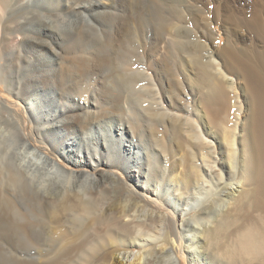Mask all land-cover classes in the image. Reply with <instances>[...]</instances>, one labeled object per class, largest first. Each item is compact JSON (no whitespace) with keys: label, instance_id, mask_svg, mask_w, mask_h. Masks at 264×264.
Instances as JSON below:
<instances>
[{"label":"bare ground","instance_id":"bare-ground-1","mask_svg":"<svg viewBox=\"0 0 264 264\" xmlns=\"http://www.w3.org/2000/svg\"><path fill=\"white\" fill-rule=\"evenodd\" d=\"M40 1L50 16L43 18L30 11L29 8ZM115 1L76 0L70 12L53 14L60 0H0V50L13 47L15 59L18 58L17 48L27 40L20 34L21 30L34 23L39 24L38 32L59 30L62 20L67 21L74 15L81 21L80 25L83 23L91 30L98 25L96 19L101 16L120 19ZM141 3H132L127 18L120 22L123 32L118 43L125 39L129 42L151 16V11ZM13 12L16 14L12 16ZM162 19L155 43L142 57L145 73H130L125 81V84L128 81L126 89H131L139 79L149 83L143 87V92L153 95L151 102L159 112L147 109L144 124L133 123L131 118L126 121L121 116L115 120L118 112H127L129 108L127 96L122 98V95L113 99V109L105 114L109 119L106 124L95 121L88 110L67 111L69 118H81L73 121L77 128L70 130V135L60 134V127L65 125L57 119L64 111L51 102L48 104L49 94L28 97L27 94H33V85L28 86L27 81L21 82V92L13 95L16 101L22 99L23 105L18 106L7 98L0 101V137L5 131H13L20 141L17 165L8 166L6 174L0 171V190L6 204L26 206L33 216V224L22 229L28 233L37 256L41 248L39 231L54 236L50 252L41 264H264V77L228 50L211 51L199 42L189 47V41L188 44L182 41L179 33L190 31L189 26L198 23L195 18H181L180 24L175 25L176 16L167 12ZM15 34L22 38L16 39ZM33 43L28 45L35 51L40 46H49L43 40H38L34 46ZM117 46L115 53L119 56L121 49ZM94 48L99 47L94 45ZM38 56L34 55L36 61L41 58L45 63L44 55ZM31 61L25 56L21 65L27 67ZM147 65L150 74H146ZM101 66H97L98 69ZM228 66L237 70V79L228 75ZM10 67L16 72L21 70L20 65L12 62ZM91 72L88 67L82 73L87 76ZM36 77L35 88L44 89L42 79L48 76L41 73ZM238 79L248 99L244 109L247 119L240 129L237 121L242 108L235 92ZM0 81L8 88L6 74L0 75ZM183 83L191 91H195L193 86H196L200 92L187 117L171 113L179 104L187 102ZM231 98L236 105L235 122L229 125L223 113ZM166 105L168 108H164ZM181 111L185 112L183 108ZM161 116L169 121L158 119ZM44 126L55 127L54 133L57 138L61 137V144L55 146L52 134L46 133ZM112 130L114 137H107ZM75 133L79 139L74 144L75 138L70 136ZM95 134L102 138L106 150L120 149L127 144L128 157L122 165L125 173L95 175L100 164L87 159L81 151L85 149L97 155L101 144L94 138ZM67 141L71 143L67 145ZM215 142L220 150L224 148L221 158L215 152ZM74 154L77 161L73 159ZM138 157L148 169L144 167L145 172L140 170L136 173L140 175L135 176L131 169L139 166L132 161ZM102 164L111 168L108 162ZM34 170H41L38 179L34 177ZM235 172L238 178L235 188L220 200L222 208L218 215L213 220L211 216L204 218L206 213L201 214L197 206L201 196L210 192L207 187L223 189L226 176ZM93 179L102 184L101 190L94 192L84 188L82 183ZM107 181H111L108 188ZM1 185L6 188L2 189ZM7 189L13 192L12 199L10 192L7 196ZM117 189L123 191L124 199L108 204ZM38 215L44 217V221H39ZM34 261L33 264H37Z\"/></svg>","mask_w":264,"mask_h":264},{"label":"rangeland","instance_id":"rangeland-1","mask_svg":"<svg viewBox=\"0 0 264 264\" xmlns=\"http://www.w3.org/2000/svg\"><path fill=\"white\" fill-rule=\"evenodd\" d=\"M41 2L42 1L38 2L35 6H31L29 8L30 11L37 12V14L41 15L43 18L50 16L49 10H45L43 6L40 5ZM115 2L118 4L116 5L117 13L121 14V18L107 19L106 17L101 16L96 19L99 26L96 24L91 30L88 28L86 29L83 23L80 25L81 21L74 15H70L67 18V21L65 19L62 20L59 25V30L47 29L38 32V23L23 28L20 34L27 37V40L24 39L19 48H17V54L20 55L18 58L15 59L16 55L14 56L15 50L13 47L7 46L2 51L0 50V75L2 77L6 74L9 83L8 88H6V85L0 81V101L7 98L8 101L14 102L18 106L23 105V100L16 101L13 99V95L16 92L20 93L22 88L19 84L27 81L28 86L33 85V88L31 87L33 89V94H27L28 97H34L37 93H39L38 95L42 94V96L49 94L47 97V100H49L48 104L51 102L57 109L64 111V114L60 111L61 117L57 119L62 121V124L65 125L64 128L60 127V134L62 132L63 134L69 133L70 135V130H76L77 128V124H74L73 121L80 120L81 118L80 116L77 118H69L68 112L71 113L88 110L91 115H94L93 117L95 121L97 120L101 124H106L109 119L105 117V114L110 111L111 108L113 109L115 102L113 99L119 96L121 97L122 95V98L125 96L128 98V113L121 111L118 112L115 115V120L118 121L121 116L122 118H125V120L127 119L126 121L131 118L133 123L139 125L142 123L144 124V116L146 117L147 109L158 111V107L151 102L153 95L149 92H143L145 91L143 87L148 86L149 83L145 80L139 79L138 83L133 85L131 90L130 88L126 89L125 85L128 81L126 84L125 81L128 79L127 75L130 73H145V60L142 59V57L149 50V46L152 43H155L154 41L157 39V32L163 24L162 16L167 12H170L171 14L173 13V15L176 16V19L174 20L175 25L180 24L181 18L189 16L191 19L195 18L198 21V23L189 26L190 31H181L182 34L181 32L179 33L182 41L187 44V41H189V47L190 44L194 45L196 44L195 42H199L204 43L207 49H211V51L228 50L234 56L241 59L244 64L246 63L245 65L247 67L251 66L264 77V0H120L119 2L116 0ZM135 2H142L143 4L141 3V5L151 11V16L147 18V20L145 19L143 26L140 25L141 28H138L137 34H135V36L132 35L129 42L125 39L122 41L123 43L121 41V43H118L119 35L123 32L121 24L124 22V18L126 19L128 16L129 8H132L131 4L133 3L135 5ZM75 3L76 0H60L59 5L52 10V13L57 14L61 11L68 13L71 11L70 9H72ZM91 13L92 12H89V15H91ZM15 14L16 13L13 12L12 16ZM1 19L2 15L0 17V20ZM108 21L111 22L109 23ZM1 31L2 21L0 22V33ZM171 32L175 33L172 29ZM21 35L15 34V38H22ZM38 40H43L45 43L49 44V46H40L36 51L29 47V42H34V46ZM94 45H97L99 48L95 50ZM117 45H120L121 49V51L118 52L119 56L115 53V50H118ZM52 47L54 48L55 53H57V56L54 55ZM37 50H39V53ZM37 54L39 55L38 57H40V54L44 55L45 63L41 58L36 61L34 55ZM114 55L117 57L116 59L114 58ZM25 56L32 59L31 64L27 67L21 65L23 57ZM53 61L55 63H53ZM94 61H99V64ZM11 62L20 65L21 70L16 72L14 69H11ZM82 63L84 66H82ZM35 64H37V67ZM93 64H95V66ZM101 64L103 66H101ZM85 66V70H88V67L92 69V72L87 76L83 75ZM97 66H101L104 70L101 68L98 69ZM150 70L151 69L147 65L146 74H150ZM227 70L228 75L231 78H238L236 69L228 66ZM41 73L48 77L46 80L42 79L45 86L44 89H41V86H38V91L35 88L37 87L38 81V77L36 76ZM47 85L48 87H46ZM186 86L185 83L182 84V89H185L183 93L187 95V102L185 104H179L176 111H171L172 114H179L187 117V113L191 114V111L194 109L196 105L195 100L200 97V92L197 90L196 86H193L195 91H191ZM235 92L239 97L238 103L240 102L242 108L237 121V128L240 129L245 125L247 119L244 109L248 104V99L244 92L243 84L239 79L236 82ZM234 107H236V105L232 103L231 98V101L225 110L226 113H223L227 115L226 119L228 120L229 125L235 122ZM164 108H168V106L166 105ZM181 108H183L185 112H182ZM86 117L88 118L89 115H86ZM158 119H161V121L164 122L169 121L165 116H161ZM44 127L47 128V126ZM54 129L55 127L47 128L46 133L52 134L51 137L54 138L55 146H58L61 144L62 140L61 137H56ZM158 129L161 130L162 128L159 127ZM2 132H4V130H2ZM5 132L2 133L3 136L0 137V171H4L3 174L7 173L8 166L14 167V165H17V152L20 148V141L17 135L13 131H10L9 133ZM39 133L41 132L39 131ZM77 134L78 133H75L74 136H70L75 138L74 144L79 139ZM116 134H118V131H116ZM93 136L95 139L99 140V144H101L96 151L97 155L94 156L92 155V151H86L85 149H81V151H83L82 154H85L87 159H91L92 162L94 160L95 162L93 163L100 164L94 172L95 175H99L101 172L111 174L116 172L125 173L122 165L128 157L125 149L128 147L127 144H123L120 149L109 148V150H106V148H103L102 138L97 134ZM106 136L110 138L114 137L113 130L107 133ZM110 138L108 139L110 140ZM66 143L68 145V143L71 142L67 141ZM92 144H94V141ZM119 144L120 143L118 142L117 146ZM223 150L224 148L220 150L215 142V152L218 155V158H221V152H223ZM225 153H228L227 149H225ZM73 159H76V161L78 160L75 154L73 155ZM141 159L142 158L138 157V159L132 161L135 166H139V168L131 169L135 176L140 175L136 174L140 170V172H145L144 167L145 169H148L147 164ZM102 162H108V166L111 168L106 167ZM137 162L138 165L136 164ZM34 172L35 179H38L41 170H34ZM236 178V172L227 175L225 178L226 186L223 189H217L210 186L207 187L210 192H206V195L201 196L200 203L197 206L201 214L206 213V216L203 215L204 218L211 216L212 220L215 219L218 215V211L222 208L220 200L225 197L232 188H235ZM31 181L33 183V179H31ZM87 182L82 183L85 189H91L92 191L97 192L102 188V184L100 183V185L95 179L91 180V182L89 181L90 183ZM110 183L111 181L105 183L107 188L110 186ZM1 186L2 189L6 188L5 185ZM69 188L72 190L73 186H69ZM115 191L117 192L115 194L112 193V198L108 204L113 205L124 199L123 191L118 189ZM9 192L11 193L12 199L13 192L10 191V189H7V196H9ZM202 193L205 192L203 191ZM4 199L2 191L0 190V264H33L34 259L37 257L41 258L39 261L35 260L34 262L41 264V260L50 252L49 246H52L54 236L50 233L45 234L43 230L39 231V247L41 248L39 249L37 256L28 233L22 229L25 226L28 227L33 224V216L29 214V210L26 206H18L15 204L9 205L5 203ZM38 220L44 221V217L38 215ZM58 230L59 228L57 231ZM43 249L45 251H43Z\"/></svg>","mask_w":264,"mask_h":264}]
</instances>
